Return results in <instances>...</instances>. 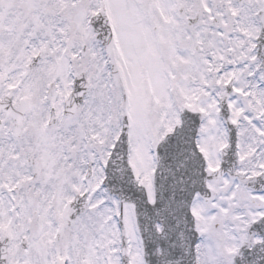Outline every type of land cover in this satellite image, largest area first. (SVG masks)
Here are the masks:
<instances>
[{"label": "snow or ice", "instance_id": "6c2138e0", "mask_svg": "<svg viewBox=\"0 0 264 264\" xmlns=\"http://www.w3.org/2000/svg\"><path fill=\"white\" fill-rule=\"evenodd\" d=\"M0 264H264V0H0Z\"/></svg>", "mask_w": 264, "mask_h": 264}]
</instances>
